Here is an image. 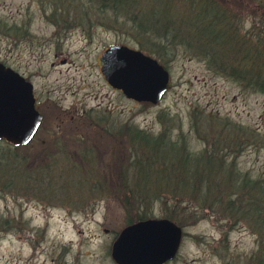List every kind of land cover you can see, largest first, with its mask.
Instances as JSON below:
<instances>
[{
    "label": "rangeland",
    "instance_id": "1",
    "mask_svg": "<svg viewBox=\"0 0 264 264\" xmlns=\"http://www.w3.org/2000/svg\"><path fill=\"white\" fill-rule=\"evenodd\" d=\"M142 1L135 13H156ZM205 1L215 13L202 21L215 36L206 49L205 37L196 40L186 28L164 47L123 16L124 30L114 29L101 0H0V61L31 81L45 116V129L29 145L0 140V264H118L112 247L139 215L181 229L178 251L165 264H251L262 256L260 229L228 216L240 214L237 200L227 207L231 197L210 196L207 210L165 181L145 182V196L121 191L138 181L131 162L149 154L132 131L161 136L190 160L231 173L235 184L246 179L264 190V87L254 81L264 63L243 59L246 52L250 60L254 53L264 58V0ZM183 5L169 17L187 18ZM119 44L168 71L158 103L128 99L104 80L98 58ZM157 167H147L151 182ZM165 175L174 186L175 170ZM196 186V194L208 193L205 177Z\"/></svg>",
    "mask_w": 264,
    "mask_h": 264
},
{
    "label": "trees",
    "instance_id": "2",
    "mask_svg": "<svg viewBox=\"0 0 264 264\" xmlns=\"http://www.w3.org/2000/svg\"><path fill=\"white\" fill-rule=\"evenodd\" d=\"M146 1L149 2V5L147 7L148 11L151 12V10H154L156 11V13L160 12L157 13L159 17H157L155 12H151V15L143 17H141L140 14L135 13V7L138 3L143 2L142 0H101L100 9L105 10L106 6L107 10H112L111 14H107L106 16V19L108 21L107 25L115 27L114 29L124 30V28L122 27L124 24L120 26V20H122L123 17H126L127 19L123 18V21H126L127 24L131 25V28L135 29L137 34L149 33V35H155V37L160 41V43L157 42L155 44H161L162 47H164L172 37L177 38L176 34L182 31V28L187 29L188 36H190V33H193L191 34V36H194L196 40H201L203 37H205L204 42H202L201 40L203 44L205 43V46H203L204 49H206L207 47L211 48V45L214 44L215 36H210L209 34L205 33V30L202 27L203 18L206 19L207 17H213V15H215V13L209 10L211 6L207 2L210 1L206 2L205 0H184L185 5H183L182 1L181 4H177L175 2H173V4L171 2L170 4L168 0ZM174 1L180 2V0ZM152 3H154L155 7H152ZM181 5L185 6L184 10L188 12V14L186 15L187 18H170V15H168L169 12L175 11L176 9H178V6L181 7ZM165 9L167 10V12L163 14L162 12ZM208 26L215 29V25ZM201 27L203 29L202 32L200 31ZM183 31L185 32V30ZM212 33H215V30ZM181 35L183 36V34ZM223 35L224 34L222 33L221 35L217 34V36ZM161 46H159V48H161ZM246 53L243 55V59H248L250 65H252L253 61L257 62V60H260L262 64L264 63V58H261V53H254L251 60L250 54ZM254 65L255 64H253V66ZM261 68H264V64ZM259 74L261 75L260 78L256 79L258 78L256 76L254 77V81L260 84V87H264V74H262L261 71ZM132 135L134 139L137 138V140L142 143L145 149L149 151V154L146 157V161H141L140 158H135L131 162L132 165H136L134 171L136 172L135 175L138 181L135 187L132 188L135 189L136 192L134 193L131 187L128 188L127 186V189L125 188L121 190L123 191L124 195L134 196L137 195V192H141L139 193V196H145L144 192H146V195H148L150 194V189L148 191L144 188L146 186L145 182L151 183V185L153 184L157 187L163 181H165L166 187L173 188L174 192H178V194L180 193L181 196L195 198L196 203L195 205L192 204L195 208H204L207 210L212 209V205L211 203H209L212 202V200L208 201L210 196H217L219 199H222L224 197L232 198V196H234L235 199L229 198V201L227 199L226 205L228 207L229 203H233L234 201L236 203L237 200L238 205H234L233 209L237 207L236 209H238L237 211H239L240 214L239 217H234V215L231 214H228V216L233 219L241 217L243 221L249 220L251 222L252 220L254 222V226L260 229L261 237L264 238V190H260L259 185L254 182L249 183V181H247L246 179L244 180V182L246 183L238 184L236 182L237 184H235V182H233L229 176L231 173L221 172L220 174H218L219 172L217 173V171L219 170L214 169V162L212 164L209 162L206 166V162L201 163L200 159L199 161H196L194 158L190 160L189 156H186L185 154L179 152L178 148L173 146L174 144L165 142L164 139H161V136L151 137L143 134L140 131H132ZM211 156L212 155H210L209 158ZM84 157H86V155ZM148 163H157L159 165H162V167H157L154 169L156 174L152 173V182L149 180V174L146 173L147 167L149 166ZM192 168H194V170ZM198 168H200V172L195 171ZM171 170H175L176 172V175H172V182L174 186H170L171 177L168 176L169 174L165 175L166 172H169L171 174ZM212 172H214V174ZM204 177L208 193L196 194V183L200 182V180ZM247 183L249 184V186L247 185ZM137 185H139L140 189L137 188ZM215 191L216 194L211 195V193ZM215 202H218V199H216ZM260 214H262L261 217ZM144 218V215H139V217H137L134 222H139L141 220H144ZM1 223H3V221H0V224ZM128 224H133V220H128ZM261 243L264 242L261 241ZM260 246L261 245H259V247ZM251 264H264V252L262 253V256L259 257L257 255L256 258H253Z\"/></svg>",
    "mask_w": 264,
    "mask_h": 264
},
{
    "label": "water",
    "instance_id": "3",
    "mask_svg": "<svg viewBox=\"0 0 264 264\" xmlns=\"http://www.w3.org/2000/svg\"><path fill=\"white\" fill-rule=\"evenodd\" d=\"M99 61L107 84L128 99L156 104L167 91L168 71L137 49L112 45ZM39 120L31 84L0 63V140L26 144ZM181 237V229L169 219L139 221L120 232L112 255L118 264H165L176 255Z\"/></svg>",
    "mask_w": 264,
    "mask_h": 264
},
{
    "label": "flooded vegetation",
    "instance_id": "4",
    "mask_svg": "<svg viewBox=\"0 0 264 264\" xmlns=\"http://www.w3.org/2000/svg\"><path fill=\"white\" fill-rule=\"evenodd\" d=\"M98 60H99V58H98ZM0 63L1 64H3L5 67H9V68H11L10 66H8L7 64H5L4 62H1L0 61ZM100 63V62H99ZM99 68H100V65H99ZM12 69V68H11ZM12 70H14V69H12ZM15 71V70H14ZM17 73H19V72H17ZM20 74V73H19ZM24 79H25V81H27V82H29L30 84H31V86H32V94H33V98H34V108H35V110L39 113V115H40V120H39V123H38V126H37V129H36V131H35V133H34V135L32 136V138L26 143V144H24V145H19V146H22V147H25V146H27V145H29L30 143H32V141L35 139V137H36V135H37V133H39L40 131H42L43 129H45V116H44V114L42 113V109H41V107L43 106V103H42V101H39V99L37 98V96L35 95V93H34V86L32 85V83H31V81L27 78V77H25V76H23L22 74H20ZM110 88H111V86H109ZM113 89V88H112ZM113 90H115V89H113ZM115 91H118L119 93H120V91L119 90H115ZM85 116H86V114H84ZM61 122H59L57 125L58 126H61Z\"/></svg>",
    "mask_w": 264,
    "mask_h": 264
}]
</instances>
